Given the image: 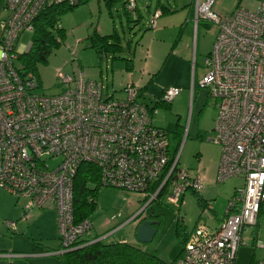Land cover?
Segmentation results:
<instances>
[{"label":"built area","instance_id":"built-area-1","mask_svg":"<svg viewBox=\"0 0 264 264\" xmlns=\"http://www.w3.org/2000/svg\"><path fill=\"white\" fill-rule=\"evenodd\" d=\"M81 1L2 0L0 190L25 201L24 219L33 210L55 211L60 248L52 255L75 249L92 230L90 221L75 224L73 218V179L82 164L98 168L101 187L126 190L150 203L163 186L176 202L187 191L203 189L199 178L178 168L168 133L152 124L156 103L170 104L180 90L163 89L150 107L134 83L123 88L126 100L104 99L102 80L88 79L76 63L71 73L57 70L62 90L54 95L38 93L39 80L32 73L19 75L17 59L31 47L18 46L20 35L33 33V22L45 9ZM215 3L193 0V24L217 28L199 86L216 101L209 141L220 148L215 183L241 179L243 186L234 189L216 229L198 222L176 264H234L242 232L256 225L264 203V1L255 11L236 8L223 17L213 12ZM124 8L135 13L136 0H127ZM160 16V10L153 12L151 28ZM163 176L158 189L150 192ZM7 227L16 230L14 222ZM257 247L264 248V242Z\"/></svg>","mask_w":264,"mask_h":264},{"label":"rangeland","instance_id":"rangeland-1","mask_svg":"<svg viewBox=\"0 0 264 264\" xmlns=\"http://www.w3.org/2000/svg\"><path fill=\"white\" fill-rule=\"evenodd\" d=\"M159 1L173 11L179 9L174 7V1L177 0ZM262 1L264 0H216L212 10L223 17L236 8L255 11ZM157 4V0H136L135 13H126L122 3L108 9L102 0H82L80 5L73 7L60 18L59 25L66 33L65 42L53 52L45 66L37 68L41 84L37 92L48 96L60 92L61 85L56 79L57 70L71 73L72 65L76 63L82 70L101 74L105 86L102 93L104 99L126 100L128 95L121 89L130 77L124 71V61L113 60V54L109 53L103 54L99 62L97 54L90 48L88 38L96 34V31L101 35H110L114 30L120 37L123 49L121 57L128 60H133V56L126 43L130 42L133 48L139 41L133 60L135 72L139 73L145 66L148 75L144 78L143 85L152 77L146 91L149 99L143 102L152 104L149 105L151 107L163 89L180 90L170 107L167 104L156 106L157 113L153 115L152 124L168 133L170 153L179 157L178 168L196 174L201 157L206 166L214 163L220 156V148L209 142L213 138L217 116L216 101L208 96L206 89L199 86L207 73L205 59L211 51L217 28L213 24L200 22L195 29L193 26L181 29L184 14L180 9L162 15L156 20L155 27L151 28L152 10ZM138 14L141 19L137 23L133 17ZM2 17L1 6L0 18ZM31 36V33L21 34L17 41L18 46L28 45ZM145 57L147 59L144 62ZM136 73H133L134 79H137ZM242 186L241 179H230L211 185L205 195L211 201V209L205 206L202 214L196 196L191 193L186 194L182 206L181 201H172L166 195L151 202L149 206V198L142 202L132 192L102 187L95 198V210L89 217L92 226L90 234L106 243L131 241L133 237L129 235V221L142 213L147 206L146 212L153 211L159 216L160 226L153 240L141 246L149 254L169 262L181 247L178 230L180 233L185 229L191 230L197 220L206 222L212 218L213 212L216 213V218L222 217L234 189ZM12 198L0 190V264H58L57 257L52 255L39 258V261L36 260L39 256L26 259L18 255L17 258H7L12 257L9 254L15 255V252L40 251L41 246L54 250L59 242L56 213L53 209L33 210L24 219L22 205L25 201L19 200V208H15V199ZM8 222L15 223L14 232L6 227ZM258 222L257 229L264 241V212L259 215ZM251 230L253 231V227L247 229L248 234Z\"/></svg>","mask_w":264,"mask_h":264},{"label":"trees","instance_id":"trees-1","mask_svg":"<svg viewBox=\"0 0 264 264\" xmlns=\"http://www.w3.org/2000/svg\"><path fill=\"white\" fill-rule=\"evenodd\" d=\"M102 1L105 7L110 9L118 3H122L124 6L127 0ZM80 4L81 2L78 5ZM1 6L3 7L2 0H0V7ZM73 7L68 5L51 6L42 11L36 17L33 22L30 50L26 54L19 56L17 59V71L21 77L26 76L28 73H32L39 80L37 68L39 66H45L53 52L58 50L65 42L66 35L64 30L61 28L57 29L56 26L59 25L61 16ZM160 11L161 15L165 12H170L164 7H161ZM134 22H140V16L137 15L136 21ZM88 39L90 42V48L97 54L99 62H101L103 54L106 55L112 53L113 59L124 61L125 69L127 71L130 72L132 70L131 61L119 57L122 53V47L120 38L116 33L103 37L94 34ZM127 44L130 45L129 42ZM163 105V103L159 102L156 103L155 107ZM168 105L170 107V104ZM163 178L164 176L150 188V192L154 193L158 189ZM100 188L102 187L100 186L98 168L87 163L80 165L73 179V218L75 224L81 223L85 220L89 221V217L95 210V198ZM165 192L166 187L163 186L158 192L157 197L159 198L162 195H165ZM192 194L193 196H196L202 214L203 209L206 206L205 202L197 193L192 192ZM261 212H264V203L260 206L257 219ZM154 218L159 219L147 212L146 219L151 220ZM179 231L180 230H178V237L181 248H183L187 237L182 234L183 232L180 233ZM98 238L99 237L97 236L90 237L89 234L86 238L79 241L75 249L55 255L59 264H176L182 253H180L178 259L176 258L168 263L156 255L144 251L140 245H132L127 242L106 243L103 240H98Z\"/></svg>","mask_w":264,"mask_h":264},{"label":"crops","instance_id":"crops-1","mask_svg":"<svg viewBox=\"0 0 264 264\" xmlns=\"http://www.w3.org/2000/svg\"><path fill=\"white\" fill-rule=\"evenodd\" d=\"M158 1V4L156 5V7H154V9L152 10V14H153V12L154 11H156V10H161V7H164L165 9H167V10H169L170 12H165L164 14H162V15H165V14H170V13H174V11L175 12H177L179 9V11L180 12H182V14H184L183 15V21H184V23L182 24V26H181V29H184V27H185V29H187V27H189V26H193V29H195V28H197L198 27V25L197 26H195L194 24H193V16H194V9H193V0H187V2L185 3V2H180V1H174V7H176V8H179V9H175L174 11H173V9L171 10L169 7H167V6H164L163 4H161L160 3V1L159 0H157ZM122 7H123V9H124V6L122 5ZM137 10V9H136ZM147 10L149 11V8L147 7ZM127 12V11H126ZM139 13V12H138ZM161 15V16H162ZM138 16H140V19H141V15L140 14H138ZM160 16V17H161ZM136 21V20H135ZM60 26V25H59ZM61 28V27H60ZM113 33H115L114 32V30H113ZM112 33V34H113ZM66 34V33H65ZM96 34L97 35H99L100 37H103V36H108V35H101V34H99L97 31H96ZM111 35V34H110ZM120 38V37H119ZM128 43V42H127ZM126 43V46H127V48H128V50L132 53V56H133V60L135 59V55H136V47L139 45V41L138 42H136L135 44H134V46H133V48H131V44L130 45H128ZM130 43V42H129ZM122 47V46H121ZM122 52H123V49H122ZM122 54V53H121ZM121 54L119 55V57L122 59V57H121ZM147 58L145 57L144 59H143V61L145 62V60H146ZM113 60H117V59H113ZM128 60V59H127ZM133 60H130L131 61V64H132V70L129 72V71H127L126 69H125V64H123L124 66V71L126 72V73H128L129 74V77H130V80L128 81L129 83H134V84H136L138 87H139V89H140V94L142 95L141 97H142V101H145L146 99L148 100L149 99V97H147V95H146V91H147V88L149 87V84H150V82L152 81V77H150V79L146 82V84L145 85H143V83H144V78H146V76L148 75V73H147V71L145 70V66H143V68H141L140 70H139V73H136L135 72V65H134V61ZM117 61H120V60H117ZM122 61V60H121ZM80 67V66H79ZM81 69V68H80ZM82 70V69H81ZM82 72L84 73V75L88 78V79H91V80H101V74L100 75H97V74H93V73H91L90 71H85V70H82ZM133 73H136V78L137 79H134V76H135V74H133ZM128 82H127V84H128ZM139 83H141V85L139 84ZM126 85V84H125ZM124 88V87H123ZM123 88L121 89V91L123 90ZM62 90V89H61ZM60 90V91H61ZM161 94V93H160ZM180 94V93H179ZM177 98V97H176ZM175 98V99H176ZM174 99V100H175ZM173 100V101H174ZM151 101V100H150ZM172 101V102H173ZM172 102L170 103V105L172 104ZM145 103V102H144ZM145 104H147V103H145ZM149 105H152V104H149ZM152 120H153V118H152ZM209 141V140H208ZM219 159H220V156H219V158L214 162V163H211V164H209V165H204V162H203V157H201L200 158V160H199V162H198V170H197V172H196V174H193L192 172V174L194 175V176H196L197 178H199L202 182H203V189H202V191L201 192H199V193H197L199 196H200V198L205 202V205L207 206L208 205V203H211V201H209L208 200V198H206V196L205 195H207V193L206 192H208V188L211 186V185H215L216 183H215V176H216V171H217V167H218V163H219ZM3 192V191H2ZM187 193H191L192 194V192L191 191H187L182 197H181V199H180V201H181V206L184 204V199H185V197H186V194ZM6 194V193H5ZM8 195V194H7ZM10 196V195H9ZM137 197H139V199L140 200H142V202L146 199V198H143L141 195H136ZM232 196H233V194H232ZM11 198H12V196H10ZM13 199V198H12ZM14 201V203H13V205H14V207L16 208V207H18V205H17V201L16 200H13ZM150 204L151 203H149L148 205L150 206ZM19 208V207H18ZM148 209V208H147ZM213 212V211H212ZM147 214V213H146ZM146 214H145V216H143V217H141L140 218V221L137 223V222H132L131 224H130V229H129V235L130 236H132L133 237V239L131 240V241H124V240H122L121 242H127V243H130V244H132V245H140L137 241H136V239H135V236H134V232H135V228H136V226L142 221V220H145L146 219ZM151 214L154 216V217H159L155 212H153V211H151ZM224 216H225V212H224V214H223V216L221 217H219V218H216L217 216H216V213H214L213 212V214H212V218H210V219H207L206 220V222H202V223H204L205 225H207L209 228H211V229H216L218 226H219V224L221 223V220L224 218ZM152 221H159V219H157V218H154V219H151ZM18 221H19V219H18ZM17 221V222H18ZM199 220H197L195 223H194V225H193V227L191 228V230H188V231H186V229H185V231L183 232V234H184V236L185 237H188V235L193 231V229L195 228V226L198 224L197 222H198ZM258 224H259V222H258V219H257V225L256 226H253V231L251 230L250 231V233L248 234V232H247V229L249 228V227H245L244 228V230H243V232H242V243H241V245H240V247H239V249H238V252H237V256H236V259H235V262H234V264H264V248H260V247H257V243L258 242H264V241H262V238H261V235H260V232H259V229H257L258 228ZM159 226H160V221H159ZM158 226V227H159ZM7 227V226H6ZM158 227H157V231H158ZM257 229V230H256ZM21 233V234H20ZM20 233H18V234H20V235H22V232H20ZM112 234H113V232H112ZM15 235V234H14ZM110 235H111V233H110ZM58 236V235H57ZM90 237H94V236H92V234H90ZM96 237V236H95ZM59 241V240H58ZM141 246V245H140ZM42 248V249H41ZM59 248H60V243L58 242V245H57V248L56 249H54V250H48L47 249V246H41L40 247V251H38V250H34V251H32V252H25V251H20V252H18V253H16L15 252V255H12V254H9L8 256H12V257H7V258H17L18 257V255L19 256H23V257H25L26 259L27 258H29V257H33V256H39L38 257V259H36V260H41V259H39V258H43V257H46V256H51L53 253H55L56 251H58L59 250ZM35 249H37V248H35ZM144 251H146L144 248H142ZM182 249L183 248H181L180 247V249H179V252H178V254L175 256V257H173L172 258V260H170L168 263H170L171 261H173V260H175L176 258L178 259L179 258V255H180V253L182 252ZM38 251V252H37ZM14 254V253H13ZM35 254H37V255H35ZM52 256H55V255H52ZM37 258V257H36ZM57 263L59 264V261H58V259H57Z\"/></svg>","mask_w":264,"mask_h":264},{"label":"water","instance_id":"water-1","mask_svg":"<svg viewBox=\"0 0 264 264\" xmlns=\"http://www.w3.org/2000/svg\"><path fill=\"white\" fill-rule=\"evenodd\" d=\"M158 226L159 223L156 221L150 219L142 220L135 228L134 236L136 241L140 245L150 243L157 233Z\"/></svg>","mask_w":264,"mask_h":264},{"label":"flooded vegetation","instance_id":"flooded-vegetation-1","mask_svg":"<svg viewBox=\"0 0 264 264\" xmlns=\"http://www.w3.org/2000/svg\"><path fill=\"white\" fill-rule=\"evenodd\" d=\"M146 209H147V206H145V207L143 208V212L140 213L139 216H138L133 222H138V221H140V218L143 217V216H145V214L147 213V212H146ZM131 223H132V222H131Z\"/></svg>","mask_w":264,"mask_h":264}]
</instances>
